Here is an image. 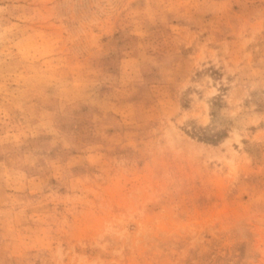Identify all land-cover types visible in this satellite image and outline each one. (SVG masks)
Here are the masks:
<instances>
[{"label": "rangeland", "instance_id": "obj_1", "mask_svg": "<svg viewBox=\"0 0 264 264\" xmlns=\"http://www.w3.org/2000/svg\"><path fill=\"white\" fill-rule=\"evenodd\" d=\"M0 264H264V0H0Z\"/></svg>", "mask_w": 264, "mask_h": 264}]
</instances>
